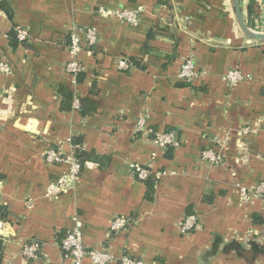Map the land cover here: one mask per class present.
I'll return each instance as SVG.
<instances>
[{
	"label": "crops",
	"instance_id": "0c3cea01",
	"mask_svg": "<svg viewBox=\"0 0 264 264\" xmlns=\"http://www.w3.org/2000/svg\"><path fill=\"white\" fill-rule=\"evenodd\" d=\"M0 9V220L1 264H73L59 243L79 218L84 242L117 257L129 255L154 264H264V200L240 201L239 186L264 180V41L237 30L229 0H6ZM166 2L167 4H163ZM241 0L247 23L264 31V0ZM100 8L140 9L137 25ZM96 27L99 43L79 53L78 80L66 69L70 32ZM26 28V41L11 40ZM153 47L143 54L148 34ZM177 45V46H176ZM176 46V50H175ZM193 56L202 74L190 83L180 77ZM135 58L145 66L135 67ZM131 63L121 69L119 61ZM251 76L235 86L225 80L232 68ZM74 97H92L97 110L82 116L63 110L60 87ZM92 91L94 92L92 94ZM158 131L172 129L181 144L171 150L136 131L138 118ZM249 127L250 132L240 135ZM82 148L109 157L108 165L87 162L69 189L49 198L45 189L65 165L46 162L49 147ZM213 147L218 165L202 160ZM132 163L153 165L152 198L134 176ZM29 202V203H28ZM191 210L199 225L181 233ZM117 216L131 225L113 233ZM40 243L38 257L22 254L28 242ZM87 264H91L87 262ZM108 264H120L111 262Z\"/></svg>",
	"mask_w": 264,
	"mask_h": 264
},
{
	"label": "built area",
	"instance_id": "2783aa9c",
	"mask_svg": "<svg viewBox=\"0 0 264 264\" xmlns=\"http://www.w3.org/2000/svg\"><path fill=\"white\" fill-rule=\"evenodd\" d=\"M98 13L107 16H116L128 24L137 25L140 19L141 10L127 8L107 10L100 8ZM250 27L257 30L252 26ZM15 31L19 41H26L29 36V32L26 28L17 27L15 28ZM83 32L84 30L77 28L70 32V43L68 45L70 59L66 64V69L75 79L83 71L82 64L79 59V53L84 48L91 49L99 43V35L96 27L92 26L88 28L85 31L84 39L82 38ZM130 66L131 63L126 59H121L119 61V67L121 69H128ZM11 71V65L4 60H0V72L9 74ZM202 74L204 73L199 70L193 56H189L184 59L179 73V77L183 81L190 83ZM224 77L230 86H235L238 83L251 78L250 75L244 74L240 68L236 67L228 70ZM73 108L76 110H79L80 108L79 98L77 97H74ZM136 131L148 136L155 145L164 149L168 147H178L182 142L178 133L174 130L158 131L149 126L145 116L138 118L136 122ZM249 132L250 128L244 127L240 130V135H246ZM69 141L72 142L71 139H69ZM73 146L75 148V152L72 154H64L58 147H49L44 154L46 162L66 166L59 178L51 181L46 186L45 193L49 198H56L66 192L81 174L82 164L80 159L76 156L77 146ZM201 158L213 166L220 164L222 161L220 152L213 147H208L202 150ZM131 168L134 172V176L139 180H146L153 175V165L151 163L145 165L132 163ZM238 193L240 201L243 204H248L254 199L264 200V180L253 186H239ZM131 223L132 220L129 217L117 216L111 223L110 231L113 233L120 232L127 229ZM198 225L199 222L196 213H191L185 216L180 223V231L184 234L189 233L194 231ZM40 246L39 242H28L24 245L22 254L27 258L38 257ZM59 247L61 248L64 257L71 260L73 264H87V262H90L91 264H108L111 262H118L120 264H154L150 261L129 255L117 257L107 249L87 246L83 238V224L77 217L75 218L74 226L67 230L64 237L60 241Z\"/></svg>",
	"mask_w": 264,
	"mask_h": 264
},
{
	"label": "trees",
	"instance_id": "16d2710c",
	"mask_svg": "<svg viewBox=\"0 0 264 264\" xmlns=\"http://www.w3.org/2000/svg\"><path fill=\"white\" fill-rule=\"evenodd\" d=\"M252 1L253 0H251L249 5H248V9L250 11V14H251V10L253 9ZM162 3L165 5L167 4L166 2H163V1H162ZM0 9L3 10L6 14H8L11 17L12 10H11L10 5L8 4V2L6 0H0ZM10 37H11V40H13L14 45L16 46V43L14 41H15V39H16V41H19V40L17 38L15 30L11 31ZM152 37H153L152 33L148 34L147 40L143 44V48H142L143 54H148L149 51L152 50L153 47L150 45V41H149L152 39ZM176 46H175V50H176ZM129 60L132 64L135 65V67H139V68L145 67L140 63L139 60H137L135 58H130ZM81 74L78 76V80L80 79ZM185 83L187 84V82H185ZM93 93L94 92L92 91V94ZM60 95L62 96L61 108L63 110H71L73 108V100H74L73 92L69 88L62 86V87H60ZM79 102H80L79 111H80L82 116L86 117V116L92 115L94 112H96L97 101L94 98L87 96V97L81 98L79 100ZM155 130H157V129H155ZM171 130L172 129L164 130V131H171ZM82 141L83 140L80 137H74L72 139V143L77 146L76 156L80 159L82 167L85 166V164L87 162L98 164L99 167H101V168L108 165V161L110 159L109 157H107L105 155H99L94 150L86 151L84 148H82ZM172 148H174V147L166 148V149H169L167 152L168 157L171 156ZM144 182H146V184L148 186V195L147 196H148V198H152L151 192L154 190L156 178H154V176L152 175L148 179L144 180ZM191 213H193V211L189 210L188 214H191ZM9 214H10V212H9L8 207L4 206V205H0V220L7 221L9 218ZM262 217L263 216H261V215L254 214L253 215V221L256 222L257 224L264 223V219ZM3 250H4L3 240L0 237V264L2 262Z\"/></svg>",
	"mask_w": 264,
	"mask_h": 264
},
{
	"label": "water",
	"instance_id": "95a60500",
	"mask_svg": "<svg viewBox=\"0 0 264 264\" xmlns=\"http://www.w3.org/2000/svg\"><path fill=\"white\" fill-rule=\"evenodd\" d=\"M234 22L238 32L249 40L264 41V31L254 30L247 23L241 5V0H229Z\"/></svg>",
	"mask_w": 264,
	"mask_h": 264
}]
</instances>
